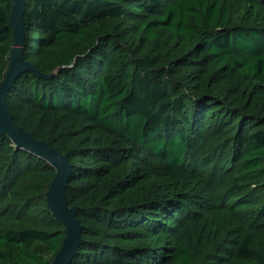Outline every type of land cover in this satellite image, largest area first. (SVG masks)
<instances>
[{
    "label": "trees",
    "instance_id": "1",
    "mask_svg": "<svg viewBox=\"0 0 264 264\" xmlns=\"http://www.w3.org/2000/svg\"><path fill=\"white\" fill-rule=\"evenodd\" d=\"M0 0V81L12 45ZM14 123L68 157L70 264H264V0H26ZM56 170L0 135V264H51Z\"/></svg>",
    "mask_w": 264,
    "mask_h": 264
},
{
    "label": "water",
    "instance_id": "2",
    "mask_svg": "<svg viewBox=\"0 0 264 264\" xmlns=\"http://www.w3.org/2000/svg\"><path fill=\"white\" fill-rule=\"evenodd\" d=\"M25 5L26 0H11L9 26L12 29V45L8 56L9 65L0 81V135L7 136L16 148L42 158L56 170L49 183L45 199L49 212L64 227V238L51 264H70L82 243V227L76 216V207H70L65 197L72 167L66 155L16 125L6 102L7 93L20 74L29 71L42 77L22 58V50L25 46L23 44Z\"/></svg>",
    "mask_w": 264,
    "mask_h": 264
}]
</instances>
